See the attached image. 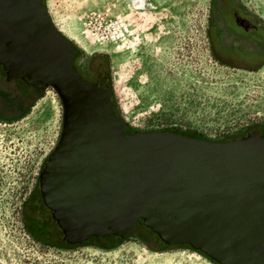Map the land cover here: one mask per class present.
I'll return each mask as SVG.
<instances>
[{"label": "water", "instance_id": "95a60500", "mask_svg": "<svg viewBox=\"0 0 264 264\" xmlns=\"http://www.w3.org/2000/svg\"><path fill=\"white\" fill-rule=\"evenodd\" d=\"M3 16L1 66L61 104L38 185L68 238L116 240L135 228L216 264H264V124L224 140L136 130L113 113L107 70L94 83L73 71L76 47L41 0H0Z\"/></svg>", "mask_w": 264, "mask_h": 264}, {"label": "rangeland", "instance_id": "374dc122", "mask_svg": "<svg viewBox=\"0 0 264 264\" xmlns=\"http://www.w3.org/2000/svg\"><path fill=\"white\" fill-rule=\"evenodd\" d=\"M80 57H102L117 114L136 130H193L219 140L264 124V61L249 71L212 56L209 0H43ZM264 22V0H238ZM139 3V4H138ZM228 11L222 17H229ZM227 14V15H226ZM61 127L51 87L20 115L0 118V264H212L180 245L126 236L100 249L44 246L22 210Z\"/></svg>", "mask_w": 264, "mask_h": 264}, {"label": "flooded vegetation", "instance_id": "af4514ba", "mask_svg": "<svg viewBox=\"0 0 264 264\" xmlns=\"http://www.w3.org/2000/svg\"><path fill=\"white\" fill-rule=\"evenodd\" d=\"M41 2L44 4L43 0H41ZM236 11H238V8L234 7V9L227 14L229 17H246L241 11H238L236 15ZM101 62L102 57L96 56H91L83 60L76 48L71 60V66L81 80L86 83H94L97 81L98 75L106 70ZM225 63L230 62L225 61ZM9 75L10 78H8ZM40 90L41 89L26 83L12 73L7 74L0 64V118L10 119L22 114L32 104ZM112 110L116 115L113 102ZM22 217L23 225L27 231H29L28 233H30L32 239L44 246L70 249L83 245L86 241L97 244L103 241V239L102 241L99 240V237L87 238L82 242H76L74 239L68 238L57 224V221L53 218L51 210L44 203L38 185V178L32 190H30L28 197L25 199ZM147 245H149V243H147Z\"/></svg>", "mask_w": 264, "mask_h": 264}, {"label": "trees", "instance_id": "16d2710c", "mask_svg": "<svg viewBox=\"0 0 264 264\" xmlns=\"http://www.w3.org/2000/svg\"><path fill=\"white\" fill-rule=\"evenodd\" d=\"M234 7H237L238 11H241L242 14L246 15V17L221 16L223 12L228 11V13H230ZM208 11L209 13L206 35L209 40L210 52L215 60L231 67H241L242 69H247L249 71L258 69L261 63L264 61V22L256 17L251 16L246 8L238 0H209ZM238 11L235 12L236 15L238 14ZM225 61L230 63H225ZM116 116L122 119L117 114V112ZM165 130L180 135L203 139L201 134L193 130H181L178 127L166 128ZM244 132H246V130ZM240 134H236L235 136ZM230 138L233 137H228L225 139ZM28 232L29 231H27V233ZM28 234L30 235V233ZM126 236L136 237L145 246H148L147 238L135 228L129 229L124 234L123 238ZM89 238L97 237H88V239ZM98 239L101 241L103 239L104 242L102 241L100 244L88 243V245L105 250L110 249V247H107V245L114 241V239L106 240L107 238L105 239L100 237ZM180 246L197 253L212 264H216L198 251L188 248L187 245Z\"/></svg>", "mask_w": 264, "mask_h": 264}, {"label": "bare ground", "instance_id": "6f19581e", "mask_svg": "<svg viewBox=\"0 0 264 264\" xmlns=\"http://www.w3.org/2000/svg\"><path fill=\"white\" fill-rule=\"evenodd\" d=\"M139 4V3H138ZM8 16V15H7ZM15 17H24V16H20L18 13L15 15ZM9 17H5L3 16V19L0 21V25L1 27H3L4 29L7 27V23L9 22L8 20ZM25 21V19L23 18L22 21L20 22L22 24V22ZM24 24V23H23ZM38 42V41H37ZM33 44V48H32V52H34V49H36L38 47V45L34 42H32ZM34 54V53H33ZM38 54V53H37Z\"/></svg>", "mask_w": 264, "mask_h": 264}]
</instances>
